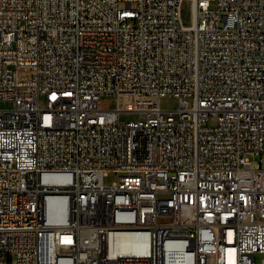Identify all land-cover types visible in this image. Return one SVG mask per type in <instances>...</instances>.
I'll return each mask as SVG.
<instances>
[{"label":"built area","instance_id":"built-area-1","mask_svg":"<svg viewBox=\"0 0 264 264\" xmlns=\"http://www.w3.org/2000/svg\"><path fill=\"white\" fill-rule=\"evenodd\" d=\"M263 164L264 0H0V264H264Z\"/></svg>","mask_w":264,"mask_h":264},{"label":"rangeland","instance_id":"rangeland-1","mask_svg":"<svg viewBox=\"0 0 264 264\" xmlns=\"http://www.w3.org/2000/svg\"><path fill=\"white\" fill-rule=\"evenodd\" d=\"M2 106H9L10 103H1ZM178 105V101L176 98L173 97H166L162 101V107L163 108H175ZM122 118L125 119H137L139 118V115L136 113L131 114H122ZM253 160V163L259 162L261 155L251 156L250 157ZM264 166V164H263ZM118 174L117 173H111L108 177L105 178L106 184H111L113 181L117 180ZM261 256H258V260H260Z\"/></svg>","mask_w":264,"mask_h":264},{"label":"bare ground","instance_id":"bare-ground-1","mask_svg":"<svg viewBox=\"0 0 264 264\" xmlns=\"http://www.w3.org/2000/svg\"><path fill=\"white\" fill-rule=\"evenodd\" d=\"M140 226H131V234H139ZM150 251H157V244H150Z\"/></svg>","mask_w":264,"mask_h":264}]
</instances>
